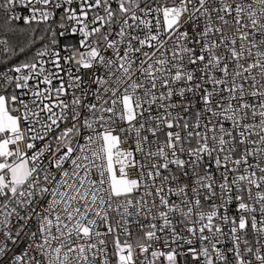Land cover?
Returning a JSON list of instances; mask_svg holds the SVG:
<instances>
[{
	"label": "snow or ice",
	"instance_id": "1",
	"mask_svg": "<svg viewBox=\"0 0 264 264\" xmlns=\"http://www.w3.org/2000/svg\"><path fill=\"white\" fill-rule=\"evenodd\" d=\"M0 13V264H264V0Z\"/></svg>",
	"mask_w": 264,
	"mask_h": 264
},
{
	"label": "trees",
	"instance_id": "2",
	"mask_svg": "<svg viewBox=\"0 0 264 264\" xmlns=\"http://www.w3.org/2000/svg\"><path fill=\"white\" fill-rule=\"evenodd\" d=\"M3 20H4V16L2 13H0V25L3 24ZM40 35H41V32L36 33L35 43L32 45V47L26 49V51L24 53H20L19 55L15 56L14 58L8 60L6 64H0V71H8L10 69V67L13 66L14 64H18V63L24 61L25 59L31 57L34 54V52L36 51V49L42 47L43 44L46 43V41H42L39 39ZM0 38H8L2 29H0ZM27 39H28V37H27L26 33L23 35L13 34L10 37L11 42L14 44L26 43Z\"/></svg>",
	"mask_w": 264,
	"mask_h": 264
},
{
	"label": "clouds",
	"instance_id": "3",
	"mask_svg": "<svg viewBox=\"0 0 264 264\" xmlns=\"http://www.w3.org/2000/svg\"><path fill=\"white\" fill-rule=\"evenodd\" d=\"M73 61L76 65H79L82 60L78 50H73Z\"/></svg>",
	"mask_w": 264,
	"mask_h": 264
},
{
	"label": "built area",
	"instance_id": "4",
	"mask_svg": "<svg viewBox=\"0 0 264 264\" xmlns=\"http://www.w3.org/2000/svg\"><path fill=\"white\" fill-rule=\"evenodd\" d=\"M21 12H25V13H26V10H23V9H22ZM17 254H19V253H17Z\"/></svg>",
	"mask_w": 264,
	"mask_h": 264
}]
</instances>
